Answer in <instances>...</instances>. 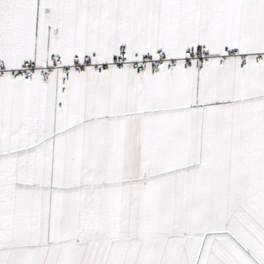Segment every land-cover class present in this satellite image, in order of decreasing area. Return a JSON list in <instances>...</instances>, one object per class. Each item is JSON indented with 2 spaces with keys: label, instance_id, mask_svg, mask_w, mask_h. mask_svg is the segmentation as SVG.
I'll return each mask as SVG.
<instances>
[{
  "label": "snow or ice",
  "instance_id": "1",
  "mask_svg": "<svg viewBox=\"0 0 264 264\" xmlns=\"http://www.w3.org/2000/svg\"><path fill=\"white\" fill-rule=\"evenodd\" d=\"M0 264H264V0H0Z\"/></svg>",
  "mask_w": 264,
  "mask_h": 264
}]
</instances>
